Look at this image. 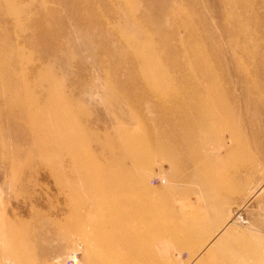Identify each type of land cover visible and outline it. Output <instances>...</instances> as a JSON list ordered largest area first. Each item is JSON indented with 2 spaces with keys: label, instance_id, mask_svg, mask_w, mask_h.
Segmentation results:
<instances>
[{
  "label": "rangeland",
  "instance_id": "obj_1",
  "mask_svg": "<svg viewBox=\"0 0 264 264\" xmlns=\"http://www.w3.org/2000/svg\"><path fill=\"white\" fill-rule=\"evenodd\" d=\"M0 264H264V0H0Z\"/></svg>",
  "mask_w": 264,
  "mask_h": 264
},
{
  "label": "crops",
  "instance_id": "obj_2",
  "mask_svg": "<svg viewBox=\"0 0 264 264\" xmlns=\"http://www.w3.org/2000/svg\"><path fill=\"white\" fill-rule=\"evenodd\" d=\"M192 210H194L192 209V207L189 208L188 206H184L182 211L185 214H189L192 213ZM232 225H234V223L228 222V224L226 225L227 231L229 230L235 232V229L233 228ZM178 239H182V240H180V242L178 243L177 242ZM183 239H184V235L181 234V231L169 236L165 235L161 240L162 244L160 243L157 247L159 256L162 257L163 259L171 258V255L175 254L176 250L178 251V249L183 247L182 246ZM194 251L195 250H193V252Z\"/></svg>",
  "mask_w": 264,
  "mask_h": 264
},
{
  "label": "bare ground",
  "instance_id": "obj_3",
  "mask_svg": "<svg viewBox=\"0 0 264 264\" xmlns=\"http://www.w3.org/2000/svg\"><path fill=\"white\" fill-rule=\"evenodd\" d=\"M171 62V61H170ZM182 69L183 70H187L188 72H189V69H190V67H189V64L188 63H184L182 66ZM131 76V75H130ZM131 84H132V82H130ZM135 83H137V82H133V84H132V89H134L135 87ZM140 83H141V85H142V95H143V97L144 98H158V99H160V100H162L161 101V104L162 103H164V104H166V102H169L168 100H166L164 97H161V96H158V95H156V93H154V92H152V90H150L147 86V88L146 87H144L143 86V84H142V81H140ZM131 84H129V85H131ZM130 88V87H129ZM144 91V92H143ZM201 95H199L200 96V98H203V93L201 92L200 93ZM186 95V94H185ZM132 96V95H131ZM173 96H175V95H173ZM187 96V95H186ZM133 97V96H132ZM175 98V97H174ZM176 102H190V103H192V102H196V100L195 99H197L196 97H194V98H185V100L184 99H182V98H180V96L178 95V96H176ZM157 103H160V102H157ZM163 104V105H164ZM159 106V108H161L160 107V105H157L156 104V107H158ZM166 106V105H165ZM165 108V107H164ZM164 108H161L162 110H163V112H165L166 110L164 109ZM177 110V109H176ZM168 127V126H167Z\"/></svg>",
  "mask_w": 264,
  "mask_h": 264
},
{
  "label": "built area",
  "instance_id": "obj_4",
  "mask_svg": "<svg viewBox=\"0 0 264 264\" xmlns=\"http://www.w3.org/2000/svg\"><path fill=\"white\" fill-rule=\"evenodd\" d=\"M161 183H165L164 181H161ZM243 222L245 223V220H243Z\"/></svg>",
  "mask_w": 264,
  "mask_h": 264
}]
</instances>
